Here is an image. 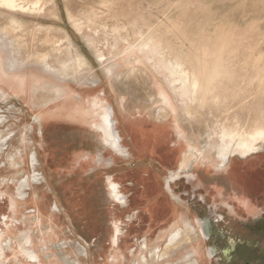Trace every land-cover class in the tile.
<instances>
[{
  "label": "rangeland",
  "instance_id": "374dc122",
  "mask_svg": "<svg viewBox=\"0 0 264 264\" xmlns=\"http://www.w3.org/2000/svg\"><path fill=\"white\" fill-rule=\"evenodd\" d=\"M10 1L0 0V264H204L187 210L160 193L147 201L159 158L137 154L166 148L175 165L193 150L192 167L264 174V0ZM104 106L120 142L94 127ZM222 137L233 147L224 161ZM109 180L124 204L109 199Z\"/></svg>",
  "mask_w": 264,
  "mask_h": 264
},
{
  "label": "flooded vegetation",
  "instance_id": "af4514ba",
  "mask_svg": "<svg viewBox=\"0 0 264 264\" xmlns=\"http://www.w3.org/2000/svg\"><path fill=\"white\" fill-rule=\"evenodd\" d=\"M131 126L135 128L134 123ZM122 132L125 137V129ZM132 132L137 140L138 134ZM167 134L164 131L161 135L164 138ZM164 149L165 152H155L154 156L145 151L137 154L148 160L155 157L160 160L147 164L151 169L146 173L147 201L154 192L160 193L166 207L170 203L187 210L199 234L204 264H264V174H243L232 167L223 170L192 167L194 161L183 168V160L177 159L173 165L176 152ZM113 167L117 168L115 164L110 166ZM117 191V195L121 193L120 186ZM109 192V199L116 205L124 204L125 200L118 202Z\"/></svg>",
  "mask_w": 264,
  "mask_h": 264
},
{
  "label": "bare ground",
  "instance_id": "6f19581e",
  "mask_svg": "<svg viewBox=\"0 0 264 264\" xmlns=\"http://www.w3.org/2000/svg\"><path fill=\"white\" fill-rule=\"evenodd\" d=\"M10 1V0H9ZM14 1V0H13ZM11 2V1H10ZM8 3V2H7ZM12 3V2H11ZM5 4V3H4ZM9 4V3H8ZM12 4H10V6H11ZM14 6H15V4H13ZM20 7V6H19ZM29 9V8H28ZM16 23H18V21H16V20H12L11 21V24H15L16 25ZM20 23V22H19ZM9 25V24H8ZM10 27H11V25H10ZM13 28H14V30H15V26H12ZM143 36V35H142ZM142 41V40H141ZM143 42V41H142ZM145 42V41H144ZM143 44V43H142ZM138 45V44H137ZM144 45H148V42H146V43H144ZM143 45V46H144ZM135 46V45H134ZM133 46V47H134ZM140 47V46H139ZM138 48V47H137ZM142 49V48H141ZM140 49V50H141ZM142 52V51H141ZM143 53H145V52H143ZM102 59V58H101ZM85 64V63H84ZM90 68V67H89ZM91 69V68H90ZM89 69V70H90ZM91 71H92V69H91ZM107 71L109 72V73H112L111 71H110V68H107ZM89 72V71H88ZM127 77V76H126ZM149 77V76H148ZM123 78H125V77H123ZM122 78V79H123ZM135 78V77H134ZM150 79V78H149ZM119 80H121V79H119ZM127 80V79H126ZM143 80V79H142ZM123 81V80H122ZM129 81V80H128ZM138 81V80H137ZM136 81V82H137ZM141 81V80H140ZM148 81V80H147ZM124 82V81H123ZM121 83V82H120ZM148 83H149V81H148ZM128 83H126V86L127 87H129L128 85H127ZM120 85V84H119ZM118 85V86H119ZM130 85V84H129ZM131 85H132V83H131ZM138 85H140V84H138ZM121 86V85H120ZM124 86V84L122 85V87ZM135 86V85H134ZM137 87V86H136ZM149 87V86H148ZM201 81L199 80V78H198V76H194L193 75V88H194V90H199V89H201ZM121 88V87H120ZM135 88V87H134ZM139 88H140V86H139ZM136 89V88H135ZM138 89V88H137ZM141 89V88H140ZM139 89V90H140ZM190 89V87L188 86V85H186V84H184V87H181V91L183 92V93H188V90ZM121 90H122V88H121ZM126 90V89H125ZM124 89L122 90L123 92L125 91ZM128 90V89H127ZM139 90H138V92H139ZM147 90V89H146ZM121 91V92H122ZM151 91H152V89H151ZM146 92H148V91H146ZM135 93V96L137 97V98H139V96H142V95H139L138 93H136V92H134ZM140 93V92H139ZM132 94H133V92H132ZM148 94V93H147ZM154 94V93H153ZM145 96H147V95H145ZM150 97V96H149ZM152 97H154V96H152ZM153 99V98H152ZM152 99H150L151 101H152ZM185 108H184V111H185V114L186 115H190L191 117L190 118H194L195 116V114L193 115V112H192V109L190 108V106H184ZM103 109L105 110V111H103ZM107 107L106 106H104L103 108H102V110H101V113H102V111L105 113V115H102L101 114V116H102V120L104 121V125H99L98 124V122H94V127H95V129L99 132V133H101V132H105V135H106V139L109 137V138H111V139H113V136L115 137V134H116V136L118 137V138H116L115 139V141H117V142H120V135L118 134V131H117V127H116V123H115V119H114V115L112 114V113H110V115H107ZM159 111V112H158ZM157 112H158V117H160V116H167V114H168V112H166L165 111V109L164 110H158ZM196 118V117H195ZM114 134V135H113ZM107 141V140H106ZM203 143H202V145H203V147H208L209 146V140H203L202 141ZM221 142L223 143V147L220 149V151H219V157H220V160H226L227 159V157L229 156V152L231 151V150H233V147H232V143H231V141H229V140H227V139H225V137H222L221 138ZM242 144H240V146H241ZM249 148H251V147H248V149ZM250 151V150H249ZM195 155H194V153H193V150H191L190 152H187L185 155H184V157H183V163H182V167L184 168V167H188V166H190V165H192V161H194L195 159H196V157H194ZM195 158V159H194ZM193 159V160H192ZM11 182V181H10ZM12 185V184H11ZM10 188H12V186H10ZM109 189H110V191H111V194H112V196L118 201V202H123L124 201V198L123 197H121L120 195H117V187H116V185L112 182V181H109ZM16 192L18 193V195L20 196V197H22V195H21V189H20V186L18 187L17 186V189H16ZM27 242H29V240H27ZM7 245V241H6V239H3L2 238V240H0V258L4 255V252H5V246ZM24 251H25V253H26V256H27V259H28V261H30V262H35V261H37L36 260V255H34V253H33V251H31V250H29V249H27V248H24ZM159 251L156 249V250H154V251H152L151 252V255H149V256H155L157 253H158ZM158 255V254H157ZM143 262L145 261V258L144 257H142V259H141Z\"/></svg>",
  "mask_w": 264,
  "mask_h": 264
}]
</instances>
